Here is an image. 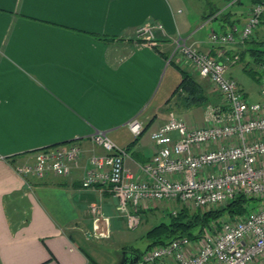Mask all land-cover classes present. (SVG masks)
<instances>
[{
  "label": "crops",
  "instance_id": "obj_1",
  "mask_svg": "<svg viewBox=\"0 0 264 264\" xmlns=\"http://www.w3.org/2000/svg\"><path fill=\"white\" fill-rule=\"evenodd\" d=\"M256 1L232 0L222 11L195 13L188 0H0V264H87V256L100 264L97 242L127 241L126 232L134 229L117 212L109 186L82 187L89 157L104 153L89 135L94 129L106 131L127 149L125 169L141 177L140 166L155 151L150 134L168 114L176 111L191 126L206 120L208 105L168 109L181 80L176 66L218 93L181 56L170 57L173 38L181 35L198 50L218 56L204 26L214 22L218 32L240 26ZM154 21L164 32L156 31L153 43L136 39L135 29ZM263 23L264 14L253 36L243 44L224 45L220 59L249 55ZM248 65L253 66L248 62L243 71ZM132 118L143 125L138 136L127 126ZM71 143L81 153L66 175L24 178L16 173V165L32 162L42 148ZM92 203L109 218L108 239L86 237ZM169 208L179 207L144 201L139 226L146 233L168 217Z\"/></svg>",
  "mask_w": 264,
  "mask_h": 264
},
{
  "label": "built area",
  "instance_id": "obj_2",
  "mask_svg": "<svg viewBox=\"0 0 264 264\" xmlns=\"http://www.w3.org/2000/svg\"><path fill=\"white\" fill-rule=\"evenodd\" d=\"M263 14L264 0H258L251 5L242 25L225 32L212 29L209 40L217 45L218 56L198 50L186 37L173 38L170 57L181 56L200 77L206 78L220 94L223 105H208L202 126H191L183 118L168 114L166 121L150 134L155 151L140 166L141 177L125 169L127 149L116 145L106 131L94 129L89 135L104 153L89 157L90 167L82 187L108 185L117 199V212L129 229L139 226L144 201L209 210L242 194L261 203L243 215L221 216L203 228L196 239L178 237L143 251L141 264H264V73L260 78V101L247 102L237 81L226 76L239 55L220 59L224 57V45L243 44L253 36ZM156 31L164 32L161 22H145L135 29V37L153 43ZM127 126L136 136L143 130L136 118L130 119ZM80 153L72 143L46 147L37 152L32 162L14 169L24 178H42L48 173L62 176ZM89 212L91 229L86 237L108 239L110 222L101 206L92 203ZM175 212L169 208V213Z\"/></svg>",
  "mask_w": 264,
  "mask_h": 264
},
{
  "label": "trees",
  "instance_id": "obj_3",
  "mask_svg": "<svg viewBox=\"0 0 264 264\" xmlns=\"http://www.w3.org/2000/svg\"><path fill=\"white\" fill-rule=\"evenodd\" d=\"M211 15L212 13L205 17ZM255 42L257 45L248 48L247 51L253 59V64L258 69H261V71L258 70L259 74H262L264 73V48H262L264 41L257 40ZM176 67L180 72L181 80L174 89L171 97L167 100V104L170 105L168 109L177 107L186 110L197 106L206 107L209 104L212 106L220 105L219 98H221V96L219 93L215 94L208 92L207 85L198 80L196 74L187 69L180 68L179 66ZM248 72L254 74L255 70L250 67ZM254 200L259 201L255 198H247L242 194H237L225 205L219 206L215 209H194L191 211L187 207H179L175 214L169 213L166 220L160 221L146 231L145 236L149 241L147 249L156 245L166 244L170 240L178 237L196 239L200 236L203 228L209 227L211 222L219 219L221 216L225 214H228L229 216L245 214L252 207L250 205ZM141 254L142 253H140L139 256ZM87 264L98 263L91 257L87 256Z\"/></svg>",
  "mask_w": 264,
  "mask_h": 264
},
{
  "label": "rangeland",
  "instance_id": "obj_4",
  "mask_svg": "<svg viewBox=\"0 0 264 264\" xmlns=\"http://www.w3.org/2000/svg\"><path fill=\"white\" fill-rule=\"evenodd\" d=\"M191 3V9L193 12L198 13V11H204L209 12L210 10L215 11L216 9L223 10V8L230 4L232 0H209L206 2L205 0H188ZM243 4H247L249 0H241ZM234 6V5H230ZM237 6V4L235 5ZM200 20V19H199ZM214 26V22H210L204 26V33L208 34L210 33V28ZM214 28V27H212ZM215 31L217 29L214 28ZM218 32V31H217ZM257 38L261 41H264V23L261 29L259 30L257 34ZM262 48H264V43L262 44ZM250 55L244 56L242 60H239L234 65H232L230 68L226 71V76L232 75L233 78L241 85L244 90L248 93V99L249 102L253 100H259L260 96L258 93V89L260 88V78L262 74H259L258 69L250 60ZM252 58V57H251ZM248 62H252V67L255 72L254 74L250 72L243 71L242 67ZM222 101V98H221ZM223 105V103L221 104ZM203 113V110H199L198 116L200 117ZM173 114L178 116L179 114L176 113V111H173ZM180 117V116H178ZM182 118V117H180ZM191 122H193L192 118H188ZM147 135V133H145ZM261 203L260 201L254 200L250 206L256 207L259 206ZM191 211L194 210L193 208H189ZM168 217L165 216L160 220H166ZM127 241L122 242L119 241L117 237H114L111 241H99L97 242V254L95 255L97 260L100 262V264H121L125 259H127V263H129L130 259H134L137 257L136 262L132 264H141L140 256L139 254L142 253L148 245V239L145 236V231L143 229V226L140 225L137 228H135L132 231L126 232ZM139 253V254H137ZM139 257V258H138Z\"/></svg>",
  "mask_w": 264,
  "mask_h": 264
},
{
  "label": "water",
  "instance_id": "obj_5",
  "mask_svg": "<svg viewBox=\"0 0 264 264\" xmlns=\"http://www.w3.org/2000/svg\"><path fill=\"white\" fill-rule=\"evenodd\" d=\"M136 260H137V257H135L134 259H130L129 263H127V259H125L123 262H121V264H124L125 261H126L125 264H132V263L136 262Z\"/></svg>",
  "mask_w": 264,
  "mask_h": 264
},
{
  "label": "flooded vegetation",
  "instance_id": "obj_6",
  "mask_svg": "<svg viewBox=\"0 0 264 264\" xmlns=\"http://www.w3.org/2000/svg\"><path fill=\"white\" fill-rule=\"evenodd\" d=\"M126 263V261L124 262V264Z\"/></svg>",
  "mask_w": 264,
  "mask_h": 264
}]
</instances>
